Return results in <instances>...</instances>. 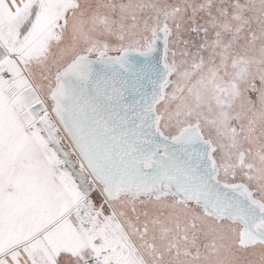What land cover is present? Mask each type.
Returning <instances> with one entry per match:
<instances>
[{
	"label": "snow or ice",
	"instance_id": "obj_1",
	"mask_svg": "<svg viewBox=\"0 0 264 264\" xmlns=\"http://www.w3.org/2000/svg\"><path fill=\"white\" fill-rule=\"evenodd\" d=\"M0 264H264V0H0Z\"/></svg>",
	"mask_w": 264,
	"mask_h": 264
}]
</instances>
